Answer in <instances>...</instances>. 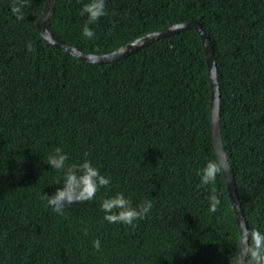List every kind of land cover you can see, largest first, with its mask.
<instances>
[{"label": "trees", "instance_id": "1", "mask_svg": "<svg viewBox=\"0 0 264 264\" xmlns=\"http://www.w3.org/2000/svg\"><path fill=\"white\" fill-rule=\"evenodd\" d=\"M0 0V264H232L240 234L212 141L210 78L195 30L160 39L117 62L92 64L49 44L37 22ZM89 0H57L47 28L89 54H109L168 26L208 33L221 89V134L248 228L264 232V0H105L107 14L82 36ZM31 41L35 52L26 44ZM87 159L111 178L95 199L55 213L41 197L63 187L47 164ZM221 200L209 211L212 188ZM151 200L135 227L109 223L103 199ZM85 230L87 235H85ZM99 239L100 250L92 242Z\"/></svg>", "mask_w": 264, "mask_h": 264}, {"label": "clouds", "instance_id": "2", "mask_svg": "<svg viewBox=\"0 0 264 264\" xmlns=\"http://www.w3.org/2000/svg\"><path fill=\"white\" fill-rule=\"evenodd\" d=\"M26 7V0H13L11 12L17 20H24L23 8ZM105 0H89L81 10V15H86L87 20L82 28V36L92 39L95 36L94 30L90 25L95 24L101 17L105 16ZM27 50L35 52L36 49L32 42L26 44ZM82 163H68L69 157L61 147L47 157V164L52 169L62 172V179L57 180L56 184L63 181V187L57 188L56 192L49 196L42 195V199L60 215L64 214L66 207L75 202H87L95 199L97 192L101 188H107L110 185L111 178L102 175L97 167L87 159ZM224 169V163L220 159H210L206 165L199 170L198 175L201 178V184L204 186L215 185L217 176ZM212 194L209 197V211L216 212L221 204V200L212 188ZM101 208L105 213L104 219L113 224H124L135 227L136 221L147 218L153 208L151 200H144L139 204H133L130 198H126L123 192H118L114 196L105 198L102 201ZM85 235L87 231L85 230ZM96 250H100L101 242L96 239L92 242ZM240 251L244 256V264H264V232L258 228H244L240 233Z\"/></svg>", "mask_w": 264, "mask_h": 264}, {"label": "water", "instance_id": "3", "mask_svg": "<svg viewBox=\"0 0 264 264\" xmlns=\"http://www.w3.org/2000/svg\"><path fill=\"white\" fill-rule=\"evenodd\" d=\"M56 3L57 0H46L44 10L41 13L37 22V29L39 33L49 44H51L58 50L87 63L106 64V63L117 62L137 52L143 47H146L160 39L179 34L182 31L190 29V30H195L198 33V35L201 38L202 47L204 50L205 60L207 63L209 78H210V88H211L210 117H211L212 141H213L215 154L217 158L224 163L223 174L228 189L231 207L238 225L239 234L241 233V230H243L244 228H248L247 221L243 214L242 204L238 195L234 174L222 141L221 127H220L221 89L219 85V79H218L219 76L215 61L214 48L206 30L198 22L195 21L175 24L168 26L160 31L148 33L109 54H102V55L89 54L78 50L72 45L66 44L64 41L60 40L53 33H51V31H49V29L47 28L46 24L54 15ZM243 261H244V256L243 253L240 251V241H239L238 251L232 264H244Z\"/></svg>", "mask_w": 264, "mask_h": 264}]
</instances>
